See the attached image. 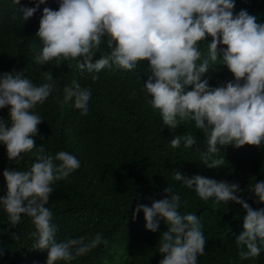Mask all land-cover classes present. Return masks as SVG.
Masks as SVG:
<instances>
[{"label":"clouds","instance_id":"1","mask_svg":"<svg viewBox=\"0 0 264 264\" xmlns=\"http://www.w3.org/2000/svg\"><path fill=\"white\" fill-rule=\"evenodd\" d=\"M15 5L20 0H12ZM236 0H48L39 18L38 46L33 60L38 65L74 60L81 71L99 73L105 68L127 72L145 61L147 79L142 90L160 115L162 128L175 130L183 122H194L204 136L197 146L203 164L218 168L225 164L218 153L227 145L264 146V21L247 9L234 12ZM46 0L22 7L27 21ZM51 7H58L53 9ZM206 37H211L210 41ZM105 50L101 51V45ZM206 44V50L202 47ZM99 58L93 61V55ZM226 66L233 79L211 86L206 75ZM98 79L97 75L92 76ZM57 86L49 72L44 82L35 83L21 70L0 72V145L10 162L19 163L22 153L35 149V159L24 169L3 170L5 188L0 210L9 225L30 218L33 248L46 250L45 264H71L108 240L103 233L57 240L53 212L47 206L53 185L80 168L81 161L67 150L50 152L35 144L38 125L44 121L35 110ZM191 86V87H189ZM61 104L72 103L80 115L90 111L92 89L76 77L63 86ZM134 94V93H133ZM150 96V98H149ZM173 148H193L197 137L191 132L175 134ZM172 179L193 190L200 199L216 204L234 202L244 211L242 232L235 244L239 260L259 258L264 249V203L249 204L238 195V182L217 180L174 169ZM151 204L137 203L133 219L142 212L145 228L158 231L161 221L158 264H199L207 239L200 216L181 211L182 197L172 184L163 188ZM258 202L264 201V177L249 188ZM2 254V253H0ZM230 264L235 262L230 261Z\"/></svg>","mask_w":264,"mask_h":264},{"label":"trees","instance_id":"2","mask_svg":"<svg viewBox=\"0 0 264 264\" xmlns=\"http://www.w3.org/2000/svg\"><path fill=\"white\" fill-rule=\"evenodd\" d=\"M35 0H0V72L21 70L39 84L45 72L56 81L50 96L35 109L44 119L38 125L35 144L44 143L52 153L59 150L72 152L81 166L67 178L57 181L50 194L48 207L57 226L56 238L76 237L103 233L107 244H101L90 253L78 257L71 264H158L160 232L166 230L163 221L158 231L145 228L143 213L133 219L136 204H151L152 199L163 195L167 184L173 185L182 197L181 211L195 212L200 216L207 239L205 253L198 257L199 264H264V249L259 258L239 260L235 238L242 232L245 214L234 202L216 204L204 201L179 181L172 179L174 169L187 176L201 174L228 182H238L242 196L249 204L258 202L249 191L250 186L264 177V146L227 145L218 155L225 164L207 168L195 151L203 149L204 136L194 122H183L175 130L162 128L158 112L148 103L142 84L147 79L146 63L137 70L121 72L105 68L99 73L81 71L74 60L38 65L33 60V47L38 46V30L42 9L27 21L18 10L31 7ZM50 7V6H49ZM56 9L58 7H51ZM247 9L264 21V0H236L234 12ZM211 37H206L210 41ZM206 50V44H202ZM105 47L101 45V51ZM100 53L93 55V61ZM98 79L93 80L92 76ZM211 86L233 79L226 66H217L206 74ZM76 77L83 86H90V111L80 115L71 102L61 104L63 86ZM191 87V86H189ZM134 93V94H133ZM150 98V96H149ZM0 118L7 119V108L0 109ZM191 132L197 137L193 148H173L170 140L175 134ZM35 149L22 153L19 163L10 162L3 145H0V194H3L5 168L24 169L35 159ZM33 227L30 218L22 215L20 224L12 227L6 213L0 210V264H45L46 250L33 248ZM63 264V262H58Z\"/></svg>","mask_w":264,"mask_h":264}]
</instances>
